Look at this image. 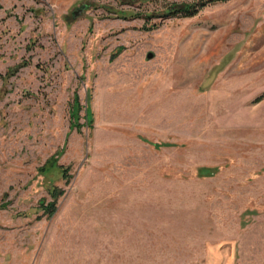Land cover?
Masks as SVG:
<instances>
[{"label": "rangeland", "instance_id": "rangeland-1", "mask_svg": "<svg viewBox=\"0 0 264 264\" xmlns=\"http://www.w3.org/2000/svg\"><path fill=\"white\" fill-rule=\"evenodd\" d=\"M0 264H264V0H0Z\"/></svg>", "mask_w": 264, "mask_h": 264}, {"label": "trees", "instance_id": "trees-1", "mask_svg": "<svg viewBox=\"0 0 264 264\" xmlns=\"http://www.w3.org/2000/svg\"><path fill=\"white\" fill-rule=\"evenodd\" d=\"M226 0H208V2H225ZM203 3L200 2H195V3H191V4H184L182 6V8H179L178 10H176L174 7L170 8L167 13L171 14V15H175L177 13H182V16H186V17H192L194 15H196V13L198 12L200 6H203ZM53 206V204L51 205Z\"/></svg>", "mask_w": 264, "mask_h": 264}, {"label": "water", "instance_id": "water-1", "mask_svg": "<svg viewBox=\"0 0 264 264\" xmlns=\"http://www.w3.org/2000/svg\"><path fill=\"white\" fill-rule=\"evenodd\" d=\"M75 15H77V14H75Z\"/></svg>", "mask_w": 264, "mask_h": 264}]
</instances>
